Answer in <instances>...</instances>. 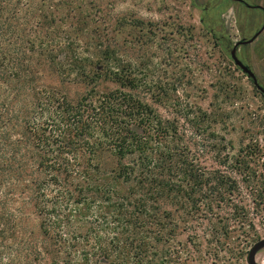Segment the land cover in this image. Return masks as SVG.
<instances>
[{
  "label": "rangeland",
  "instance_id": "374dc122",
  "mask_svg": "<svg viewBox=\"0 0 264 264\" xmlns=\"http://www.w3.org/2000/svg\"><path fill=\"white\" fill-rule=\"evenodd\" d=\"M27 1L37 17L29 25L41 20L40 35L57 40L65 52L94 65L92 69L98 63L105 65L104 52L109 50L115 64L139 82L126 91L175 125L177 142L187 150L192 165L205 173V185L192 186V203L186 211L159 200V212L171 210L177 225L173 240L166 242V234L160 238L159 264H247L249 249L264 239V96L222 54L199 23V11L190 8L191 0H21L18 8L23 9ZM40 13L47 19L38 17ZM229 19L230 37L236 41V26L229 15L226 23ZM57 57L63 61L66 55L60 51ZM252 63L260 77L264 59ZM30 65L36 71L32 77L37 78V87L56 89L73 104L93 88L76 74L61 78L39 58ZM91 72L88 66L86 73ZM117 88L101 79L95 92ZM20 93L1 91L0 102L17 100L5 108L3 119L8 122L0 127V135L12 141L25 139L20 134L24 110L32 105L31 93ZM18 150L24 152V145ZM118 162L108 151L100 154L101 171L117 169ZM17 177L9 179L12 185L0 187L3 194L10 191L9 210L21 219L14 236L4 242L21 250L17 241H23L32 248L31 254L15 251V264H50L43 251L40 219L29 201L32 185L24 184L28 174L19 182ZM128 187L118 189L127 194ZM101 192L103 196L91 197L102 201L106 212L112 203L104 204L107 190ZM114 225L115 235L124 238V225ZM257 260L264 264V253Z\"/></svg>",
  "mask_w": 264,
  "mask_h": 264
},
{
  "label": "trees",
  "instance_id": "16d2710c",
  "mask_svg": "<svg viewBox=\"0 0 264 264\" xmlns=\"http://www.w3.org/2000/svg\"><path fill=\"white\" fill-rule=\"evenodd\" d=\"M27 2L20 9L21 0H0V97L1 91L10 95L25 90L33 98L29 110H24L20 134L25 139L12 141L0 135V187L12 185L9 179L15 174L22 180L28 174L24 184L32 185L29 201L40 219L43 251L50 264H159L160 238L166 234V242L173 240L177 226L171 210L159 212V200L186 211L192 186L205 185V173L192 165L187 150L177 142L175 125L126 91L139 82L115 64L109 50L104 52L105 65L92 69L94 65L65 52L57 40L40 35L41 20L30 26L37 17ZM38 17L47 19L42 13ZM208 24L201 23L213 38ZM216 24V29L228 33L222 23ZM217 46L229 59V50ZM60 51L66 55L63 61L57 57ZM36 53L38 57H30ZM37 58L61 78L76 74L93 88L73 104L56 89L37 87L30 65ZM88 66L91 74L86 73ZM101 79L119 88L98 94L95 85ZM8 104L0 102V127L7 125L3 117ZM22 145L24 152L18 150ZM106 151L119 161L117 169L107 173L100 170V154ZM119 185H129V192L121 194ZM103 190L104 204L112 203L106 212L102 201L91 197ZM9 193L0 192V264H15V251L32 250L17 239L21 250L4 242L21 225L9 210ZM120 198L123 202H118ZM119 222L127 234L124 238L114 233Z\"/></svg>",
  "mask_w": 264,
  "mask_h": 264
},
{
  "label": "flooded vegetation",
  "instance_id": "af4514ba",
  "mask_svg": "<svg viewBox=\"0 0 264 264\" xmlns=\"http://www.w3.org/2000/svg\"><path fill=\"white\" fill-rule=\"evenodd\" d=\"M194 5L199 11V21L211 23L208 27L213 28L212 35L218 45L230 52L236 42H241L237 48V56L255 73L252 60L262 62L264 59V0H204L201 5L196 3ZM228 15L236 26L238 35L236 41H232L230 31L227 33L221 27L215 28L219 25L216 23L225 26V18ZM254 37L250 44H245ZM258 79L264 88V66L261 67Z\"/></svg>",
  "mask_w": 264,
  "mask_h": 264
},
{
  "label": "water",
  "instance_id": "95a60500",
  "mask_svg": "<svg viewBox=\"0 0 264 264\" xmlns=\"http://www.w3.org/2000/svg\"><path fill=\"white\" fill-rule=\"evenodd\" d=\"M194 3L201 5L203 3V0H191L190 8L194 9L195 5ZM229 22L230 19L227 21L225 24L226 29L229 31ZM201 24V21H199ZM255 37L248 41L245 44H250ZM241 44V42H236L232 46V50L229 52V60L233 63L234 67L241 72L242 75H244L255 87V89L262 95L264 96V88L261 87L260 82L256 74L252 71L250 66L248 64H245L242 62L238 56H237V48ZM264 253V239L259 240L256 242L248 251L246 262L247 264H260L257 260V257Z\"/></svg>",
  "mask_w": 264,
  "mask_h": 264
}]
</instances>
